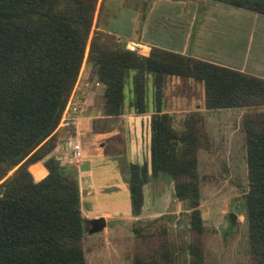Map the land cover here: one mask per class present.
<instances>
[{
	"label": "trees",
	"instance_id": "1",
	"mask_svg": "<svg viewBox=\"0 0 264 264\" xmlns=\"http://www.w3.org/2000/svg\"><path fill=\"white\" fill-rule=\"evenodd\" d=\"M217 1L264 14V0ZM96 4L0 0V264H85L77 176L46 155L56 143L52 137L87 47V59L104 84L109 114L123 110V75L130 68L138 71L140 93L144 73L154 74L157 102L164 76L174 75L203 82L207 109L252 108L243 121L247 216L251 263L264 264V77L157 46L145 55L98 37L88 45ZM183 124L176 130L171 115L157 105L151 119L150 167L153 173H169L176 196L188 200L191 264H202L197 151L208 142L198 110L189 111ZM43 158L47 173L35 180L28 166ZM147 171L146 164H130V206L136 214ZM159 218L133 226V264H172L167 229L156 224Z\"/></svg>",
	"mask_w": 264,
	"mask_h": 264
},
{
	"label": "rangeland",
	"instance_id": "2",
	"mask_svg": "<svg viewBox=\"0 0 264 264\" xmlns=\"http://www.w3.org/2000/svg\"><path fill=\"white\" fill-rule=\"evenodd\" d=\"M93 37L145 55L153 46L165 49L159 40L169 38L177 46L166 50L264 77V14L217 0H97L88 45ZM87 48L65 104L68 107L62 111L52 138L66 143L78 140L72 148L78 145L82 158L71 154V166L63 165L78 179L85 161L84 171L93 179L82 193V206L89 215L106 209L131 213L120 219L108 218L99 231H91V218L84 220L85 264H133L132 228L139 220L154 217H160L156 224L167 229L172 264H191L189 202L176 196L169 173H153L150 167L151 119L157 105L171 115L178 131L184 128L189 111L198 110L203 118L208 147L197 151L198 207L204 226L202 264H252L243 124L245 112L252 108L207 109L203 82L174 75L164 76L157 102L154 74L144 73L140 93L138 71L130 68L123 75V110L109 114L104 107V84L87 59ZM139 106L144 110L139 112ZM132 116L135 128L140 131L145 127L148 134V148L140 142V147L147 149L145 161L136 162L148 167L143 204L137 214L131 210L129 188L123 185L118 167L129 177L133 161L126 157L124 143L129 140L125 131L132 127L128 123ZM87 119H91V127L86 126ZM91 129H117L119 133L97 136L88 133ZM108 153L118 156L119 165Z\"/></svg>",
	"mask_w": 264,
	"mask_h": 264
},
{
	"label": "crops",
	"instance_id": "3",
	"mask_svg": "<svg viewBox=\"0 0 264 264\" xmlns=\"http://www.w3.org/2000/svg\"><path fill=\"white\" fill-rule=\"evenodd\" d=\"M159 40V39H158ZM159 41H161L162 43H164V45L160 44L161 47H164L165 49H173L172 47L174 46H177V44H175L171 39L169 38H162L160 39ZM155 45H159V44H155ZM133 119H135L134 116H132L131 120L128 121L129 123V126H132L130 129H126L125 131V136L129 137V140H127L125 143H124V147H125V155L126 157L129 156V158L133 161V162H142V161H145L144 160V156H145V151L144 150V146L141 148L140 147V142L141 144L144 142L146 145H147V129H144L143 130H140L138 131V129L135 128L134 126V122H133ZM133 122V123H132ZM91 123V119H87L86 120V126L87 127H91L90 125ZM133 124V125H132ZM135 129H134V128ZM146 127H147V124H146ZM82 128V127H78V130ZM88 133L91 134V133H97V136H102V135H115L116 133L118 134L119 131L116 130H113V131H99V130H88ZM140 134V135H139ZM78 135V133H77ZM132 135L134 137H132ZM91 136V135H89ZM80 139V138H79ZM74 142H78L77 139H74L73 141H63L61 140L60 138L56 141L54 147L51 149V151L49 152V155H53L55 156L62 164H67L69 166L70 165V161H71V157H69V155L71 156L72 154V143ZM80 144V143H79ZM147 148H148V145H147ZM149 151V149H148ZM148 154V153H147ZM108 155L114 159V161L119 165L118 161L115 159V158H118V156H115V155H112L110 153H108ZM81 157V155H80ZM82 158V157H81ZM85 161L83 160V162L81 163L82 164V168H80V170H78V180H79V191H80V202H81V209H82V215L84 216L85 219H90V218H94V217H98V216H104L106 218V221L108 218H116V219H120L124 216H130V213L131 212H122V211H111L109 209H106V210H103L101 212H96V213H92V214H88L87 211L84 209V207L82 206V193L83 191L85 190H88L90 185L92 184V180L90 178V176L88 175V172H85L84 171V164ZM36 170H32L31 168L36 165ZM119 169H120V174H121V178L123 180V185H127L128 186V177L127 175L125 174V169H121L120 165L118 166ZM28 168L30 169L31 173H32V176L35 180H39L41 179L42 177H44L47 173V169L46 167L44 166L43 164V161L42 159H39V160H36L32 163L29 164ZM36 171V172H34Z\"/></svg>",
	"mask_w": 264,
	"mask_h": 264
},
{
	"label": "water",
	"instance_id": "4",
	"mask_svg": "<svg viewBox=\"0 0 264 264\" xmlns=\"http://www.w3.org/2000/svg\"><path fill=\"white\" fill-rule=\"evenodd\" d=\"M231 216L234 217V214L231 213ZM89 222L91 224V231L102 230L107 224L106 218L104 216L91 218Z\"/></svg>",
	"mask_w": 264,
	"mask_h": 264
},
{
	"label": "built area",
	"instance_id": "5",
	"mask_svg": "<svg viewBox=\"0 0 264 264\" xmlns=\"http://www.w3.org/2000/svg\"><path fill=\"white\" fill-rule=\"evenodd\" d=\"M65 107L67 109L68 106H65ZM72 155L76 156V157L81 155V152L79 150V146L78 145L72 148Z\"/></svg>",
	"mask_w": 264,
	"mask_h": 264
}]
</instances>
